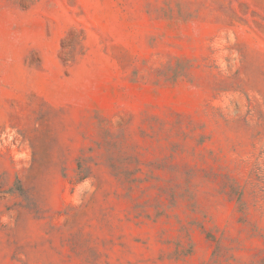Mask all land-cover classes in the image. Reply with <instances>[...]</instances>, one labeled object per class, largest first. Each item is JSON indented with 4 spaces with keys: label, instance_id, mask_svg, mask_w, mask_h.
I'll list each match as a JSON object with an SVG mask.
<instances>
[{
    "label": "rangeland",
    "instance_id": "obj_1",
    "mask_svg": "<svg viewBox=\"0 0 264 264\" xmlns=\"http://www.w3.org/2000/svg\"><path fill=\"white\" fill-rule=\"evenodd\" d=\"M0 264H264V0H0Z\"/></svg>",
    "mask_w": 264,
    "mask_h": 264
}]
</instances>
